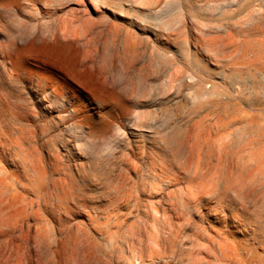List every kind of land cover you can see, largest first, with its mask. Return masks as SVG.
I'll use <instances>...</instances> for the list:
<instances>
[{
    "label": "rangeland",
    "instance_id": "rangeland-1",
    "mask_svg": "<svg viewBox=\"0 0 264 264\" xmlns=\"http://www.w3.org/2000/svg\"><path fill=\"white\" fill-rule=\"evenodd\" d=\"M263 12L264 0H16L0 13V44L4 42L0 182L4 183V202L11 194L33 200L39 214L55 229L59 219L72 225L86 223V216L95 215L98 203L107 202L94 184L104 186L121 168L133 174L130 167L138 160L136 151L146 147L145 141L129 134L131 128L143 133L187 112L204 118L210 113L221 116L222 103L232 106L227 111L229 118H264ZM65 32L68 36L63 38ZM56 39L69 43L77 53L79 70L120 91L130 109L129 118L126 104L122 110L117 105L95 107L87 98L86 86H77L78 96L73 92L50 94L49 87L36 88L34 80L23 79L24 69L19 75L9 70V59L15 58L11 42L39 46ZM47 63L30 54L26 64L33 74H56V66ZM185 86L191 90L192 103L183 108L180 101L178 107L165 109ZM195 91L207 94L195 97ZM39 94H46L51 102L49 111H42L36 102L27 107L28 100ZM13 108L24 116L22 121L13 117ZM72 108L78 118L86 115L106 124L100 139H90L83 128L75 126ZM32 123L35 125H29ZM18 125L23 134L18 133ZM245 133L239 128L227 137L244 144L248 140ZM260 139L264 143V136ZM38 156L53 178L65 176L74 166L88 168L87 163L92 162L94 176L82 168L83 178H76L87 192L80 198L83 205L71 203L65 210L51 197L43 199V193L34 192L24 167L28 161L37 164ZM54 159L56 169L52 168ZM112 208L109 203L105 207ZM2 239L0 236V243ZM120 254L125 257L128 251L124 248Z\"/></svg>",
    "mask_w": 264,
    "mask_h": 264
},
{
    "label": "bare ground",
    "instance_id": "bare-ground-1",
    "mask_svg": "<svg viewBox=\"0 0 264 264\" xmlns=\"http://www.w3.org/2000/svg\"><path fill=\"white\" fill-rule=\"evenodd\" d=\"M15 1L0 0V13ZM67 36L68 32L62 35ZM10 45L15 58L9 59V70L19 75L24 69L23 79L34 80L36 88L78 96L77 86H86L87 98L98 109L108 105L124 108L125 97L120 91L79 70L77 53L69 43L56 39L39 46L33 42ZM30 54L55 65L56 74L29 71L26 63ZM8 55L10 58V51ZM0 70L3 78L4 42L0 44ZM1 89L0 136L4 135ZM191 97L190 88L185 86L165 109L178 107L180 101L186 108ZM28 102V108L36 102L42 111L50 110L46 94ZM231 107L222 103L221 116L210 113L204 118L187 112L178 119L170 117L143 133L131 128L129 134L145 141L146 147L136 151L138 160L130 167L133 174L121 168L104 186L94 184L107 202L98 203L95 215H87L86 223L72 225L59 219L55 229L39 214L33 200L11 194L4 202V183L0 182V236L4 239L0 264H264V143L260 139L264 118H229ZM74 111L72 108L70 115L75 126L83 128L90 139H100L106 124L86 115L78 118ZM124 111L129 118L128 104ZM12 114L16 120L24 118L14 108ZM239 128L247 131V143L237 144L227 137ZM16 129L24 133L20 125ZM74 146L71 144V149ZM55 159L53 169L58 166ZM87 167L74 166L65 176L53 178L38 156L37 164L28 161L24 169L36 194L43 193V199L51 197L67 210L71 203L83 205L80 198L87 192L82 180L76 178H83L82 168L94 176L92 162ZM45 202L54 207L53 202ZM108 203L113 207L110 211L105 209ZM137 219L141 222L136 223ZM124 248L129 263L120 254Z\"/></svg>",
    "mask_w": 264,
    "mask_h": 264
}]
</instances>
